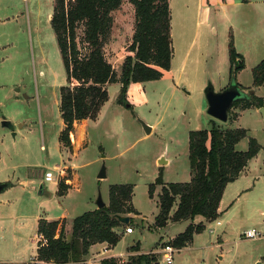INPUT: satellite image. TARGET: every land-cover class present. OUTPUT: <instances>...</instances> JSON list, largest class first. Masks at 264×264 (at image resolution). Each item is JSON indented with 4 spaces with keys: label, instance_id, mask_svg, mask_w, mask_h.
<instances>
[{
    "label": "rangeland",
    "instance_id": "1",
    "mask_svg": "<svg viewBox=\"0 0 264 264\" xmlns=\"http://www.w3.org/2000/svg\"><path fill=\"white\" fill-rule=\"evenodd\" d=\"M168 1L173 55L169 70L160 80L130 85L127 104L118 102V84L107 86L108 100L98 117L74 125L69 149L59 140V90L66 76L50 23L53 0H0V182L14 186L0 194V264H35L41 242L37 219L52 221L64 215L70 222L97 209L98 195L107 206L109 187L123 184L133 188L137 215H127L133 223L121 228V240L112 252L115 259L126 264L135 255L127 250L139 243V253L155 250L158 264H164L161 247L171 245L189 222L155 229L161 186H155L152 199L148 187L157 180L189 182V133L209 131L212 123L244 129L247 138L236 149L247 150L248 138H253L264 161V83L253 87L251 71L264 61L263 2L239 0L236 6L234 0H204L208 10L195 14L196 0ZM224 1L225 9L217 6ZM111 16L104 56L120 77L135 27L134 10L123 0ZM82 31L76 30L81 53ZM230 41L244 66L235 79L228 72ZM231 83L246 86V94L262 99V108L238 112L236 121L221 123L207 113L205 88L211 85L220 92ZM139 120L152 129L149 135ZM103 167L105 179H98ZM59 182L68 187L67 197L56 196ZM127 227L132 234H126ZM209 230L215 231V222L174 252L173 264H264L262 228L261 238L227 237L223 243Z\"/></svg>",
    "mask_w": 264,
    "mask_h": 264
},
{
    "label": "trees",
    "instance_id": "2",
    "mask_svg": "<svg viewBox=\"0 0 264 264\" xmlns=\"http://www.w3.org/2000/svg\"><path fill=\"white\" fill-rule=\"evenodd\" d=\"M134 10L135 27L128 53L120 68V77L104 56V46L113 26L111 13L117 11L123 0H53L54 9L50 23L57 40L66 85L59 90V112L62 120L60 143L71 149L70 135L74 124L95 120L108 100L106 87L120 86L119 104H127L130 85L160 80L170 68L172 42L171 19L168 0H126ZM82 27L81 53L76 40V30ZM229 78L244 68L242 57L235 53L232 41L228 45ZM252 86L264 83V61L252 68ZM239 89L247 92V89ZM262 108V99L254 94L247 100L235 101L228 113V120L236 121L238 112ZM209 131L195 130L188 136L190 180L186 183H167L160 180L149 185L148 196L153 197L155 186H161L158 195V213L154 217L155 229L169 223L189 222L184 231L171 241L175 251L191 243L193 237L205 229L203 222L194 224L196 217L205 222L218 218L217 209L227 184L234 181L255 157L260 146L248 138L244 152L235 149L238 142L247 138L241 128L224 129L212 123ZM57 196L66 195L67 186L59 182ZM131 185H111L109 204L68 220L37 221L36 260L44 264H87L89 250L97 244L113 249L121 240L122 225L117 217L137 215L132 206ZM129 224L133 219L129 218ZM70 227L69 233L66 228ZM157 245L156 247H158ZM126 264H158L155 250L139 253V243L130 247ZM99 264H120L114 257L100 260Z\"/></svg>",
    "mask_w": 264,
    "mask_h": 264
},
{
    "label": "crops",
    "instance_id": "3",
    "mask_svg": "<svg viewBox=\"0 0 264 264\" xmlns=\"http://www.w3.org/2000/svg\"><path fill=\"white\" fill-rule=\"evenodd\" d=\"M260 3L262 4L261 9L264 12V0H260ZM239 4H240L239 0H234L232 2V5L239 6ZM227 5L228 3L226 1L217 3V6L222 9H225ZM208 7L209 4H205L204 0H196L195 14L201 13L202 11L205 10L207 11ZM238 85H240V87L244 89H247L245 88L246 86H242L241 84ZM238 144L236 145L235 149L237 148ZM239 152H244V151H239ZM259 157H260V153H258L252 159H250L247 166L242 170L239 176L234 181L227 184L221 195V201L217 209L218 218L216 220H214L213 222H205L203 218L199 221H197V219L194 220V224L198 222H203L204 226H206V224L215 222V231L213 232V230H209V233L213 235L214 233L216 234V239L218 243H223V241H225L227 237L232 239L234 238V241L236 240L239 241L238 238H242V237L244 238L245 232L251 230L259 233V238L263 236L262 233H260V229L262 228L264 230V161L262 159L260 160ZM48 179L50 181L51 177H48ZM7 183L10 184L11 186L10 188L14 187L11 182H7ZM76 185H77V179H76ZM41 187L43 189V186ZM56 190L57 189H55V194L57 192ZM68 194H66L64 197H67ZM61 219L67 220L66 218H64V215H61L58 219H54V220H61ZM251 225L256 226L258 229H255ZM248 226H251V228H249ZM66 230L69 233L70 227H67ZM176 236H178V234ZM175 237H173L172 240ZM104 250H106V246L104 244H97L92 246L89 250L87 264H99L100 260L105 259L107 257L118 258L117 256L113 255L112 253L113 249H107L106 252H103ZM93 257L94 258L96 257L97 259L92 260ZM259 257L260 255H258V258ZM253 258H254L253 261L254 263L258 261L257 256ZM35 264H44V263L36 260Z\"/></svg>",
    "mask_w": 264,
    "mask_h": 264
},
{
    "label": "water",
    "instance_id": "4",
    "mask_svg": "<svg viewBox=\"0 0 264 264\" xmlns=\"http://www.w3.org/2000/svg\"><path fill=\"white\" fill-rule=\"evenodd\" d=\"M249 95L243 92L236 83H231L229 87L224 88L220 92H215L212 86L205 88V99L207 103V113L210 117H213L221 123H226L228 120V113L231 109L232 104L238 100H247ZM262 110V109H261ZM264 116V110H262ZM141 127L145 131L146 135H149L152 131L151 128L147 127L141 120H139ZM3 126L8 128L10 131L13 127L8 122L3 123ZM161 163V162H159ZM98 179H105V168L103 167L97 177ZM10 184L7 182H0V194L10 188ZM41 194V191L39 192ZM97 209H103L106 207L105 203L101 201L100 195L96 199ZM122 225L129 224V217H117Z\"/></svg>",
    "mask_w": 264,
    "mask_h": 264
},
{
    "label": "built area",
    "instance_id": "5",
    "mask_svg": "<svg viewBox=\"0 0 264 264\" xmlns=\"http://www.w3.org/2000/svg\"><path fill=\"white\" fill-rule=\"evenodd\" d=\"M126 234H131L132 233V229L130 227H127L125 229ZM259 237V233L251 230V231H246L244 234V238L247 240H251V239H256ZM103 252H106V250H104ZM174 252H176L174 250V248L171 245H164L161 247L160 249V254H164V264H173V254Z\"/></svg>",
    "mask_w": 264,
    "mask_h": 264
}]
</instances>
